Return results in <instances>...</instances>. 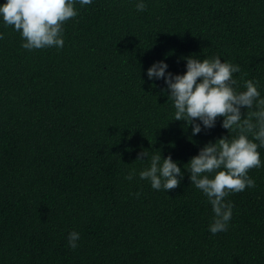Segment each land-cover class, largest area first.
Here are the masks:
<instances>
[{
  "label": "trees",
  "instance_id": "obj_1",
  "mask_svg": "<svg viewBox=\"0 0 264 264\" xmlns=\"http://www.w3.org/2000/svg\"><path fill=\"white\" fill-rule=\"evenodd\" d=\"M145 2L76 4L62 49L25 50L0 22V264H264V167L226 197L228 231L211 234V205L183 165L228 132L218 118L189 142L163 80L146 75L156 61L182 74L184 57L220 56L240 66L238 91L252 79L264 96V0ZM142 150L180 162V185L140 180Z\"/></svg>",
  "mask_w": 264,
  "mask_h": 264
},
{
  "label": "clouds",
  "instance_id": "obj_2",
  "mask_svg": "<svg viewBox=\"0 0 264 264\" xmlns=\"http://www.w3.org/2000/svg\"><path fill=\"white\" fill-rule=\"evenodd\" d=\"M92 3L93 0H3L0 22L20 33L21 47L25 50L62 49L63 25L78 16L76 4L84 8ZM135 7L138 12H144L147 4L145 0H136ZM3 38L4 34L0 33V39ZM183 59L186 70L182 74L169 71L165 60H160L146 70V75L149 80H163L174 107L172 121H183L185 130L191 128L189 142L195 143L192 137L215 128L218 118H222L220 126L228 135L209 141L183 165L191 185L211 205L214 215L208 231L216 235L228 231L233 216V203L226 197L254 188L255 180L248 172L264 167L258 151L264 148V96L259 81L252 79L244 81V90L238 91L234 79V74L241 71L238 64L220 56ZM232 132L236 135H231ZM137 160L148 161V166L138 175L153 190L175 189L184 178L180 162L171 155L162 157L161 152L149 155L142 150ZM136 175V170L131 169L124 179L131 181ZM79 240L80 233L71 231L67 246L75 250Z\"/></svg>",
  "mask_w": 264,
  "mask_h": 264
}]
</instances>
